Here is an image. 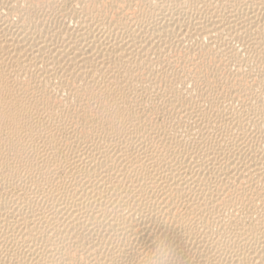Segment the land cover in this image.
<instances>
[{
  "label": "bare ground",
  "instance_id": "1",
  "mask_svg": "<svg viewBox=\"0 0 264 264\" xmlns=\"http://www.w3.org/2000/svg\"><path fill=\"white\" fill-rule=\"evenodd\" d=\"M6 1L0 264H264V0Z\"/></svg>",
  "mask_w": 264,
  "mask_h": 264
},
{
  "label": "rangeland",
  "instance_id": "2",
  "mask_svg": "<svg viewBox=\"0 0 264 264\" xmlns=\"http://www.w3.org/2000/svg\"><path fill=\"white\" fill-rule=\"evenodd\" d=\"M3 1H4V2H3ZM5 1H6V0H0V3H1V5H2V6L0 5V10L2 9L0 12L3 13V15H5L6 8L8 9V3H7V1H6V2H5ZM155 1H156V0L153 1V4L158 3L159 6L164 5V7L166 8V7H169L168 2L171 3V2H173L174 0H171V1H170V0H165V1H164V0H160V1H162L163 3H162V2L159 3V0H157L156 2H155ZM166 1H168V2H166ZM2 2H3V4H2ZM165 2L167 3V5L165 4ZM6 3H7V4H6ZM170 3H169V4H170ZM148 4H149V3H147V5H148ZM158 4H157V5H158ZM6 5H7V7H6ZM165 5H166V6H165ZM169 10H171V9H169ZM2 11H4V12H2ZM7 11H8V10H7ZM7 13H8V12H6V14H7ZM196 39H197V38H196ZM196 39H194V38H189V42H188V40H186V41H184V42H186V43L188 42V43H187V46H190L189 44L193 45L194 43H196V42L199 41L198 39H197V41H196ZM204 39H206V38H204ZM207 40H208V39H207ZM204 42H207V41L205 40ZM186 43H185V44H186ZM237 43H238L237 41H234V44H236V45L239 47L240 44H239V43L237 44ZM237 46H236V47H237ZM240 47H241V46H240ZM242 51H243V50H242ZM242 51H241V52H242ZM244 52H245V54L247 53L246 51H243V57L241 56V55H242V53H241V54H240V59H241L244 63H247V62L249 61L248 59L246 60V57L250 59V63H249V62H248L247 64L242 63L243 66L245 65V66L243 67L244 71H245L246 73L249 74V72H248L249 68L255 67V68H252V69L254 70V72H256V74H254V75H255L254 77H252L253 74H252V76H250V75H246L245 78H247V80L244 79L245 82L247 81L246 83H248V84H249V83L252 84L253 81L251 82V80H252L253 78H256V77H257V78H256V79H257L256 81H258L259 83L256 82V84H259V85L261 84L260 86H262V87H260V86L258 85L257 88L255 89V91H254L253 89L251 90V92L254 91V92H253L254 95L252 94V96H254V98H253V102H251V103H252L251 105L253 106V104L256 102V104H254L253 107H257V104H259V101H260V102H262V100L264 101V99H263V95H264V94H261V92H260L261 89L263 88V89H262V93H264V91H263V90H264V86H263V85H264V79H263V76H264V75H262V74H264V73H262V72L264 71V64H263V63H260V61L257 62V61H258L257 58H255V59H256V61H255V60H254V57L252 56L251 53L248 52V54L245 55ZM244 55H245V56H244ZM153 56H154V55H153ZM249 56H250V57H249ZM251 56H252V57H251ZM242 58H244V59H242ZM156 59H157V58H155V60H156ZM155 60L151 63V65H152L153 63H154V64H157V63H158V64H157V65H154V64H153L154 67H153V65H152V66L150 65V68H153L152 71L154 72V73H152V74H153V76H154V74L156 73L157 75L155 74V76L157 77V79H158L159 81L162 80V81H161V82H162V85H164V84H163L164 79L167 78V77L169 78L168 74H169L170 76H172V75L170 74V72L172 73L173 70L167 71L166 69H168V68H167L166 66H164V65H162L161 63L157 62V60H156V62H155ZM245 60H246V61H245ZM252 60H253V61H252ZM251 61H252V62H251ZM254 61H255V62H254ZM229 62H231V63L233 62V64H230V65H229V64H228ZM224 63H226V67H225V68H226L227 70H226V69H225V70H226L227 72H228V71H229V72H230V71H233V68L236 69V67H237V65H238V62H236V63H237V65H236V63L234 62V60H233V61H232V60H229V61L227 60V61H225ZM234 63H235V64H234ZM254 63H255V65H254ZM256 63H257V64H256ZM258 63H259L260 65H259ZM159 64L162 65V66L160 65L161 68H162V67H163V68L165 67V68H164V69H163V68H162V69H161V68H155L156 66L159 67ZM249 64H253V65H252V66L250 65L251 67L249 66V67L247 68V65H249ZM178 65H180V64H178ZM234 65H235L236 67H234ZM232 66H233V68H232ZM256 66H257V67H256ZM260 66H261V68H260ZM187 67L190 68V67H191V64H187ZM230 67H231V68H230ZM245 67H246V68H245ZM258 67H259V69H258ZM154 68H155V69H154ZM178 68L181 69L180 66H179ZM229 68H230V69H229ZM157 69H159V70H157ZM182 69H183V67H182ZM184 69H185V68H184ZM186 69H187V68H186ZM245 69H246V70H245ZM257 69L260 70L261 72H258ZM262 69H263V70H262ZM154 70H155V71H154ZM162 70H163V71H162ZM168 70H169V69H168ZM255 70H256V71H255ZM157 71H158V72H157ZM161 71H162V72H161ZM159 72H160V74H159ZM164 72H165V73H164ZM168 72H169V73H168ZM257 72H258V74H257ZM162 73H163V75H162ZM158 74H159V76H158ZM165 74H167V77H166ZM260 74H261L262 77H260ZM160 75H161V76H160ZM258 75H259V76H258ZM160 77H161V78H160ZM162 77H165V78H162ZM251 77H252V78H251ZM258 77H259V78H258ZM159 78H160V79H159ZM248 78H249L250 80H249ZM262 80H263V82H262ZM148 83H149V82H148ZM188 83H189V84H188L189 88H191L190 86H192V85H190V84H192V82H191V83L188 82ZM179 84H181V85H179ZM250 84H249V85H250ZM175 85H177V86H175L176 89H178V90H180V91H186V90H183V89H185V88H184V86H183L182 83H176ZM179 87H180V89H179ZM181 87H182V88H181ZM161 88H162V89H161ZM163 88H164V89H163ZM259 88H260V89H259ZM152 89L155 90V91H153ZM152 89H150L151 91H149V93H150L151 95L153 94L152 97H151V99H150V101H151L150 103H153V102H154V104H156V102H157V103H158V104H157V107H159V106H161V105L163 104V103H162V101H163L162 99H163V98H164V99L167 98V92H165L166 90H165V87H164V86L160 87V89H159V87H156V89H154V88H152ZM157 89H158V90H157ZM181 89H182V90H181ZM156 91H157V92H156ZM159 91H160V92H159ZM257 91L260 92V94H259V93L257 94ZM158 92H159V94L157 95V97L160 98V100H162V101H160V100L156 97V95L154 94V93L157 94ZM255 92H256V93H255ZM161 93H162V96H161ZM163 93H166V94L163 95ZM256 94H257L258 96H257ZM154 95H155V97H156L157 99L154 97ZM159 95H160V96H159ZM165 96H166V97H165ZM153 97H154L155 99H153ZM257 97H258V98H257ZM255 99H257V100H255ZM259 99H260V100H259ZM153 100H154V101H153ZM225 100H226V99L223 100L224 103H222V105H223V106H227V108H228V107L230 108V106H229V104H230V100H228V99H227L226 101H225ZM254 100H255V101H254ZM258 100H259V101H258ZM152 101H153V102H152ZM155 101H156V102H155ZM159 101H160V102H159ZM227 101H228V102H227ZM163 102H164V101H163ZM225 102H226V103H225ZM235 102H236V104H242V103L239 102V101H235ZM235 102L233 103L234 105H236ZM237 102H238V103H237ZM159 103H160V104L162 103V104L160 105ZM227 104H228V105H227ZM155 106H156V105H155ZM236 106H238V105H236ZM239 106H240V105H239ZM233 108H234L233 110L236 111L238 108H241V106H240V107H234V106H233ZM235 108H236V110H235ZM159 111H161V110H159ZM236 112L238 113L239 111H236ZM156 114H157V115L154 114V116H155V118H156L155 120H158V119H159L158 121H160V120H162V119H165V115H164V118H161V117H160V116L163 117V114H162V113H161L162 115H161L160 113H159V115H158V113H156ZM258 115L261 117V118H260V117H259V118H260L262 121H261L259 118H257ZM157 116H158V118H157ZM254 116H255V117H254ZM252 117H253V118H252ZM153 118H154V117H153ZM250 118H251L252 120H254V121L257 119V120H256L257 123H259V121H260L261 123H259V125H262L261 128L263 127V124H264V117H263V115L261 116V114H256V115L250 116ZM255 118H256V119H255ZM248 126H249V125H248ZM252 128H253V130H254V126H253V125H252ZM262 129H264V127H263ZM250 130H252V129H250ZM254 132H255V131H254ZM255 133H256L257 135L260 134V135L257 136V137H259V138L261 137L260 139L257 138V143H258V146H260V148H261V146H264V144H263L264 138L261 136L262 134L259 133L258 131H256ZM180 134H183V132L180 131ZM261 140H262V141H261ZM261 142H262V143H261ZM259 144H261V145H259ZM262 144H263V145H262ZM263 149H264V147H263ZM25 264H27V263H25Z\"/></svg>",
  "mask_w": 264,
  "mask_h": 264
}]
</instances>
